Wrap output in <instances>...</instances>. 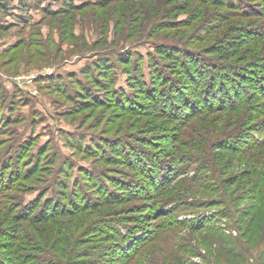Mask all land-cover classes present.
Here are the masks:
<instances>
[{"label": "rangeland", "instance_id": "obj_1", "mask_svg": "<svg viewBox=\"0 0 264 264\" xmlns=\"http://www.w3.org/2000/svg\"><path fill=\"white\" fill-rule=\"evenodd\" d=\"M261 116L264 0H0V264H264Z\"/></svg>", "mask_w": 264, "mask_h": 264}, {"label": "trees", "instance_id": "obj_2", "mask_svg": "<svg viewBox=\"0 0 264 264\" xmlns=\"http://www.w3.org/2000/svg\"><path fill=\"white\" fill-rule=\"evenodd\" d=\"M69 8H72V7H69ZM48 13H50L49 15H51V11H49ZM55 20H57V19H55ZM238 94V93H237ZM238 96V95H237ZM241 101H242V99H241ZM257 108H259V107H257ZM262 118H264V116H261ZM260 130L262 131V132H264V125H262L261 127H260ZM264 134V133H263ZM252 148H254V147H251V149ZM255 159H258V156H255V155H250V161H252L253 160V164H254V166H253V171L257 168V166L255 165L257 162L255 161ZM255 171H257V169L255 170ZM257 174H261L260 172H257ZM217 175V174H216ZM250 176H252V175H250ZM263 176V175H262ZM219 182V181H218ZM220 183H225V181L224 182H220ZM219 183V186H221V184ZM262 183V182H261Z\"/></svg>", "mask_w": 264, "mask_h": 264}]
</instances>
